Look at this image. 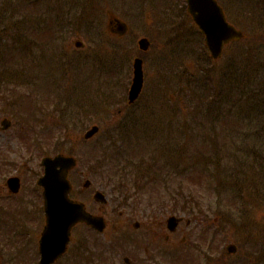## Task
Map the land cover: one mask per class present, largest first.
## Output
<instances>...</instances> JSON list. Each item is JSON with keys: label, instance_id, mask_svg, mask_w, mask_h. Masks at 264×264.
<instances>
[{"label": "rangeland", "instance_id": "obj_1", "mask_svg": "<svg viewBox=\"0 0 264 264\" xmlns=\"http://www.w3.org/2000/svg\"><path fill=\"white\" fill-rule=\"evenodd\" d=\"M183 1L21 0L22 5L18 2L17 7L10 5L6 12V15L12 16L10 22L15 20L20 23L21 20L22 24L19 26L16 23L13 26L16 31L10 29L9 37L0 38V120L8 118L12 123L8 130H0V207L6 215H0V219L6 222V225L0 224V264H5V258L12 251V242L9 241L12 235L5 236L4 229L14 222L12 218L23 222L30 207L39 204L35 181L41 175L40 160L43 156H54L56 153L70 154L77 159V168L70 174L73 187L71 199L83 203L87 211L102 216L107 223L106 232L99 236L83 225L76 226L72 230L68 252L56 264H70L71 258L80 256L82 248L86 250L87 245L94 253L100 252L99 245H106L111 250L116 248L106 253L107 257L114 258L109 264H123V257H128L131 264H150L145 260L151 255H155L152 264H244L247 252L251 255L248 264H258L256 255L259 246L263 249L264 259V239L261 238L262 245L252 242L264 235V182L262 184L260 177L248 176L251 171H247L245 176L240 175L242 171L238 167L225 171L228 181L244 182L238 193L227 192L228 196L237 194L236 198L222 197L218 200L200 183L188 182L187 175L176 174L174 178H168V185L141 188L142 194L127 185L126 193L131 199L126 205L115 193L116 179L109 175L120 160L134 159L141 155L139 151L146 153L150 148L159 147L158 151L163 150L165 155L166 150L173 148L170 153L175 158L187 159L192 145L177 132L184 126L193 128L190 110L187 111L183 105L181 111L175 114L168 111L174 103V92L180 87L179 80L183 84L189 83L183 96L193 88L192 93L196 90L201 92L197 99L210 90V85L217 88L216 84L222 82L217 97L226 101L229 99L233 117L229 121V116L226 124L218 119L213 123L217 132H214L216 137L212 143L216 156L225 159L227 155L223 149L236 153L242 137L233 131L245 129L253 133L258 129L254 127L257 125L255 121L246 124L237 120L239 115L246 114L248 121L250 111L241 109L239 98L241 90L244 87L250 90L251 86L237 84L234 69H237V74L243 75L239 71L244 72L243 47L250 51L249 67L252 70L256 67L251 64L254 61L258 63L260 59L263 24L258 17L250 19L246 16L247 8L243 0H224L229 20L247 33L248 40L233 45L232 51L225 52L223 58L212 62L206 55L203 38L182 9ZM56 5L62 11L57 22L38 18L45 16L43 19H50V14L58 13L54 8ZM107 13L128 25L127 36L117 39L108 35ZM84 20L89 27H83ZM141 37L151 43L146 53L137 50L136 42ZM29 40L39 41L41 48L31 46L30 51L21 57L14 56L8 68L2 64L3 56L10 47L16 53L13 49H24L27 47L25 42ZM76 40L83 43V48L74 47ZM237 51H240L239 54ZM230 54L234 57V68L227 73ZM137 56L143 59L145 85L139 98L129 106L127 90L132 78V61ZM204 80L208 85L201 83ZM241 98L244 102L245 95ZM53 102H57L56 105ZM201 102L204 104V100ZM218 103L215 100L214 112L219 110L220 113ZM29 114H34L37 120H30L23 127L21 118L24 120ZM183 114L186 116L182 117ZM202 115H196L195 119L202 118ZM93 125L99 126L100 132L88 142L83 141L84 132ZM172 125L178 126L176 132L172 130ZM32 126H36L34 133L28 128ZM118 127H128L129 134L136 136L137 142L141 143L133 147L138 150V155L127 152L121 156L119 146L122 137L113 134V129ZM44 131L49 134L45 141ZM36 133L40 150L29 153L26 139L30 141ZM170 133L175 135L172 137L174 142L164 143ZM261 136L263 140H255V144L263 148L256 153L264 158V129ZM24 137L26 139L22 140ZM54 139H57L55 146L52 145ZM251 140L248 137L246 141L252 145ZM104 157L107 159L103 160ZM128 171L133 174L138 168L130 163ZM12 175L21 180L17 197H9L5 188L7 178ZM85 180H89L91 185L83 192ZM96 191L106 197L105 206L93 202ZM180 195L183 200L191 202L192 210L178 212L172 209L176 203L177 207L181 204ZM187 195L189 198L186 199ZM18 199H23L22 207L13 208ZM171 216L181 219L173 233L166 229V221ZM134 222L139 223L137 230L132 228ZM112 244L114 248L108 247ZM229 247H234V254H229ZM145 248L148 251L146 254ZM29 257L26 259L32 262Z\"/></svg>", "mask_w": 264, "mask_h": 264}, {"label": "trees", "instance_id": "obj_2", "mask_svg": "<svg viewBox=\"0 0 264 264\" xmlns=\"http://www.w3.org/2000/svg\"><path fill=\"white\" fill-rule=\"evenodd\" d=\"M239 52L240 51H237L238 54ZM249 53L250 51L248 48H243V57L245 61L244 65L246 67L244 68V72L242 70H239L243 75L241 76L240 74H237V69H234L236 72L237 84H240V86H251L250 90L245 89L244 87L241 90L239 98V105L241 109H248L250 111L249 117L247 116L248 121L246 120V114L245 116L239 115V117H237V120H241L242 123L244 122L246 124H251L252 121H255L257 125L254 127H258V129H256L253 133H250L247 130L245 131V129H237L233 131V133L240 134L242 137V141H238L239 143H242V145L235 149L236 153L232 154L230 150L223 149L227 157H225V159H222L218 155L216 156V152L214 153V146L212 145V143L214 142V137H216L215 133H217L215 132V128L213 126L215 120L218 119L221 123L223 122L224 124H226V120L228 119V117L230 116L229 121L230 118L233 117V115L231 116L233 107L230 104L229 99L226 101V99L221 97V95L220 99H218L217 97L218 91L220 89L219 87L221 86L222 82L216 84V86H218L217 88H215L213 85H210V90H208L203 97H200L198 99L196 98V96L200 95L201 92L196 90L194 91V93H192L193 88H190L189 90L191 92L189 91V93H187L186 99V96L184 97L183 95L186 93V89L187 86L189 87V83L187 84L186 82L185 84H183L179 80L178 84L180 85V87L176 90L177 97L176 101L172 104L171 110H180L181 106H186L187 111L190 110V123L193 124V128L187 129L184 126L181 131L177 132L179 134H182V137H184V139H186L189 144L192 145V148L187 155V159H183V161L181 157L175 158L170 153V151L173 149L170 146L169 147L171 149L166 150V155L164 154L163 150L162 152L160 150L158 151V147L154 149L150 148L146 153H144L143 151H139V154H141L139 157L138 153H136L138 152V150H134L133 147L134 145L140 143L137 142L135 135L133 136L132 134H129V128L126 129V127H118L116 129H113V134H118V137H122L119 146L120 150L122 151L121 156H124L127 152L131 155H138L134 159L120 160L121 162L113 166V168L111 169V174H109L112 178L116 179V186L118 189H120V194L123 197V204L126 205L128 203V200L131 199L126 193L125 187L127 185L130 184L135 192L142 194L143 192L140 191L141 188H144L145 186L154 188L157 185H168V178L171 176H173L174 178L176 174H183L185 175V177L187 175V181L189 180L200 183V185L203 186L204 189L209 192V194L214 195V197L218 200L222 197H225V199L236 198L238 197L237 194L228 196L227 192L232 191L238 193L240 190H242L241 186L244 184V182L240 183V181L238 180L228 181L226 179V170L229 169L230 171L232 168L238 167L242 171L240 175L243 176L246 175L247 171H251L250 173H247L248 176H256L258 172L264 171V168L262 167L264 164V158H262V154L256 153V151L258 152L262 150L263 147L256 146V149L254 148V146L247 145L248 142L246 141L249 137L252 139L251 141L253 143H257L256 141H260V138L262 139L261 132L264 129V118H262L264 117V82L261 76V63L260 60L258 61V63L254 61V64H251L256 65V67L253 68V71L249 67ZM229 60H231V57L229 58ZM233 68V63L230 62V64L228 65V69ZM228 69H226V71L229 73L230 70ZM227 78H229V76H227ZM205 81L206 80L202 81L201 83L203 85H208L207 83H205ZM199 89L200 85L198 90ZM223 90L225 89L223 88L222 84V91ZM208 93H210V95H208ZM244 95L245 101L241 102V96ZM203 100L204 104H202L203 102H201ZM215 100L219 101L218 106L221 109L220 113H218L219 110H217V112H214ZM191 103H194L193 106H191ZM201 113L203 114L202 118L195 119L196 115H200ZM214 113L218 114L215 115ZM190 114L194 118H192ZM185 116V114L182 115V117ZM170 122L171 121H169V124ZM174 127L178 126H171V128ZM172 137H175V135L173 136L170 133L168 138H165L163 140L164 143L168 144L170 140L174 142V140H172ZM195 142L196 144H193ZM233 142L236 141L233 140ZM147 144L149 143L147 142ZM160 152L161 154H159ZM179 159L181 160L179 161ZM130 163L136 165V167L138 168L137 172H132L133 174H129L130 171H128V167H130ZM225 164L228 166L227 168H225ZM122 165H124L125 167H123ZM220 166H222V170L220 169ZM259 168L261 169L257 170ZM223 171L224 173L222 174ZM128 175H130V177H128ZM262 176L264 178V172L262 173ZM179 198L181 199L182 196L180 195ZM187 198H189L188 195L186 196V199ZM188 203H190V206H188ZM198 204L199 203H195V205ZM177 206L178 203H176V205H174L172 209L178 212H186L193 209L191 202H188L187 200H185L183 204L179 205V207Z\"/></svg>", "mask_w": 264, "mask_h": 264}, {"label": "water", "instance_id": "obj_3", "mask_svg": "<svg viewBox=\"0 0 264 264\" xmlns=\"http://www.w3.org/2000/svg\"><path fill=\"white\" fill-rule=\"evenodd\" d=\"M187 11L192 17L194 23L198 26L201 34L204 36L205 45L212 59L216 60L221 55L223 45L232 40H239L242 33L227 24L221 9L214 0H187ZM113 34L124 35L127 27L124 23L117 21L116 29H109ZM149 41L142 38L138 41V47L142 51H147ZM76 47L81 43L76 42ZM143 84L142 60L139 58L133 61V78L128 92V102L133 103L139 96ZM2 129L5 130L10 126L6 119L1 122ZM98 132V127H91L85 134L84 139L92 138ZM44 176L38 181L43 187L44 212L46 216V225L39 242V251L41 260L39 264H51L60 257L66 249L69 241L71 228L77 223H85L94 230L102 232L105 228V222L101 217H95L85 211L84 205L72 201L68 197L71 189L67 180L68 172L75 167L76 161L71 157L58 155L55 158H45ZM17 180H10V189L17 192ZM87 181L84 187L89 186ZM94 200L104 204V196L100 193L94 195ZM177 225L175 218L168 220V228L174 231ZM138 227L137 224L134 225ZM234 248L230 247L229 252Z\"/></svg>", "mask_w": 264, "mask_h": 264}, {"label": "flooded vegetation", "instance_id": "obj_4", "mask_svg": "<svg viewBox=\"0 0 264 264\" xmlns=\"http://www.w3.org/2000/svg\"><path fill=\"white\" fill-rule=\"evenodd\" d=\"M23 1V0H22ZM36 1V0H35ZM217 0L218 4L223 9L224 14L226 15V7L225 4ZM246 6V16L250 19H253L255 17H258L260 22L263 24L262 31L260 32V35L264 39V0H243ZM17 2L19 5H22L21 0H0V31L5 30L8 28H11L12 26L15 27L16 22L18 21H11V15H6V12L10 8V5L14 4L15 7H17ZM227 5V4H226ZM244 10V8H242ZM257 13V15H255ZM108 17V25L109 27H113L111 25H115V20L120 19L118 17H114L111 13H107ZM121 20V19H120ZM228 21V18H227ZM229 22V21H228ZM19 26H21V20L20 23H18ZM63 33V31L61 32ZM262 69H263V80H264V46L262 47ZM13 177H17L16 175H12ZM9 178V177H8ZM7 178V179H8ZM19 180L20 178L17 177ZM19 185L21 187V180L19 182ZM5 188H7L5 183ZM8 191V190H7ZM20 190L17 192L19 194ZM18 194H10L9 197H17ZM39 204L35 205L33 208L30 207V210H28V213L24 219L23 222H20V220H15L12 218L14 222L9 223L7 225V229H4V235L12 237L9 239V241L12 242V251L8 254L6 260L4 261L5 264H38V260L40 258L39 252H38V241L41 236V232L44 226V214H43V201L42 196H40ZM16 205L13 206V208H20L22 207L23 199H18L16 201ZM4 210L2 207H0V215H4ZM0 224L6 225V222L0 219ZM0 237H1V231H0ZM1 242V239H0ZM4 243V242H2ZM4 246L6 247L7 244L4 243ZM30 256L29 259L32 262H29L27 260V256Z\"/></svg>", "mask_w": 264, "mask_h": 264}]
</instances>
